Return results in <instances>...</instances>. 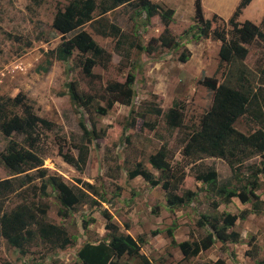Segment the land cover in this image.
Wrapping results in <instances>:
<instances>
[{
  "label": "rangeland",
  "instance_id": "374dc122",
  "mask_svg": "<svg viewBox=\"0 0 264 264\" xmlns=\"http://www.w3.org/2000/svg\"><path fill=\"white\" fill-rule=\"evenodd\" d=\"M68 1L0 0V101L4 103L7 116L22 115L24 106L30 105L37 116L52 123L50 129H39L40 139L37 144L48 175H59L68 185H75L77 179L91 183L105 201L92 195L99 201L97 207L88 202L82 203L69 216L62 217L58 214L60 203L54 189L49 185L48 195L42 196L39 191L40 181L35 180L20 190V194L10 195L5 202L6 209L21 202L23 196L29 203H47L49 208L46 220L64 226L73 243L64 249L53 248L36 236L27 247L28 252L22 254L0 235V264H79L75 254L78 247L85 241L97 242L106 235L105 218L101 214L104 209L108 210L120 232H128L135 238L147 234L141 252L153 264H177L182 260V254L178 247L169 244L165 233L167 227L175 223L174 236L178 242L188 239L190 232L198 237L205 232V228L196 225L201 214H239L249 209L250 203H241L238 198H231L228 203H220L216 210L212 208L211 202L218 200V197L195 179V169L214 167L219 181L226 182L232 177L231 170L221 158L207 157L186 166V177L179 194L182 190L191 189L197 195L190 204L173 211L167 208L164 190L159 185L151 186L141 177L129 179L127 171L136 161L141 160L156 177L161 176L160 171L148 162V156L162 144L173 154V162L188 163L181 154V131L168 127L162 117L151 113L149 104L164 111L174 100H178L184 105V123H198L202 113L210 107L213 95L211 90L199 83V79L209 76L217 78L219 82L226 80L227 64L220 63L218 56L220 41L209 37L195 39L190 36L193 31L183 36L185 30L193 24L194 0H152L175 11L169 27L181 45L176 49L159 47L153 53L130 48V42L146 46L151 37L161 33L163 25L159 16L147 19L143 12H138V8L119 6L105 17L115 23L126 37L120 49L115 48L114 38L97 34L92 24L84 26L96 42L111 54L105 66L98 63L93 67L95 76L89 78L82 71V56L77 50L66 62L49 58L51 63L46 66L44 53L54 49L61 36L52 28L53 16L56 9L62 8ZM100 1L96 0V3ZM238 1L202 0L204 16L209 18L213 13L218 14L227 38L230 36V26L226 23ZM263 8L264 0H253L243 10L239 20L247 19L245 22L248 21L252 27L258 24L259 30L264 33V25L259 21ZM97 15L98 10L94 13L95 18ZM256 41L257 46L246 45L250 52L243 63L247 79L255 86L258 83L256 69L264 53V42L258 38ZM184 49L190 55L186 62H181L179 55ZM43 67L47 71H43ZM129 73L135 77V95L131 105L115 103L105 115L95 114L94 107L104 105L101 95L106 83L123 82ZM71 80L76 81L83 92L95 95L89 111L70 100L66 83ZM17 95L21 100H16ZM131 110L132 116L139 112L146 121H156V128H143L140 117L130 126ZM80 117L88 128L92 118L96 122L97 131L104 134L88 144L89 156L83 171L66 163L60 154L70 152L77 155L74 145L81 141ZM234 125L242 132H248L253 126L245 115L239 117ZM12 137L22 143V135ZM10 138L0 131V153L5 151ZM9 176L15 175L0 158V178ZM231 181L235 183L233 179ZM260 181L261 187L257 194L264 201V179ZM126 224L128 229L125 228ZM155 229L160 233L150 235V231ZM234 229L240 233L239 242L227 243L226 250H222L217 242L207 252L182 263H201L222 258L227 264L232 261L234 264H258L257 261L264 258V214L248 213L244 219H237ZM250 237L255 238V248L248 244ZM248 252L254 253L255 257L248 255ZM127 261L130 264L139 262L134 257L127 258Z\"/></svg>",
  "mask_w": 264,
  "mask_h": 264
},
{
  "label": "trees",
  "instance_id": "16d2710c",
  "mask_svg": "<svg viewBox=\"0 0 264 264\" xmlns=\"http://www.w3.org/2000/svg\"><path fill=\"white\" fill-rule=\"evenodd\" d=\"M250 1L240 0L228 18L230 36L227 38V33L223 29L224 26L219 23L218 16L213 14L210 18H205L202 0H194L193 24L185 30L183 36L193 31L190 36L195 39L209 37L221 41L218 56L220 63L227 64L226 80L219 82L217 78L209 76H202L199 79V83L211 90L213 95L210 107L202 113L198 123L194 125L184 123V105L178 100H174L164 111L156 105L149 104L148 109L151 113L162 117L168 127L181 131V154L188 163L173 162V154L166 145L162 144L148 156V162L160 171L161 176L156 177L141 160L136 161L127 171L129 179L139 176L151 186L159 185L164 190L167 208L173 211L190 204L197 195L191 189L182 190L179 194L186 177V166L194 165L207 157L221 158L231 170L232 177L226 182L219 181L214 167L208 166L204 170L195 169V179L218 197V200L211 202L212 208L216 210L220 203H228L231 198H238L241 203H250V208L242 210L239 214L229 212L201 214L196 225L198 228H205V232L198 237L190 232L188 239L178 242L174 237L175 223L167 227L165 233L169 238V244L178 247L182 254V260L177 264H183L182 261L207 252L217 242L220 243L222 250H226L227 243H237L241 240L240 233L234 229L238 218L244 219L248 213L264 214V201L257 194V190L261 187L260 180L264 179V53L256 69L258 71L256 86L247 79V72L243 66L250 52L248 46H257V38L264 42V33L257 25L252 27L248 21L240 23L238 20L243 8ZM121 5L138 8V12H143L147 19L159 16L163 25L161 33L157 37H151L146 46L130 42L128 43L130 48L144 49L148 53H153L159 47L176 49L181 45L179 39L172 35L169 27L174 10L164 8L152 0H101L99 4L96 0H69L62 8L58 7L53 16L52 28L61 36L57 46L44 53L46 66L51 63L49 58L66 62L77 50L82 56L80 64L83 73L93 78L95 76L92 72L93 67L98 63L104 65L109 62L111 54L96 42L84 26L92 24L97 34L114 38L115 48L120 49L126 37L121 29L109 21L105 15ZM96 10H98L97 18L94 16ZM261 24L264 25V17ZM189 55L190 52L184 49L179 55V61L186 62ZM42 70L47 71V68L43 67ZM134 81V75L129 73L123 82H107L101 95L104 105H96L93 109L94 113L105 115L115 103L131 105L135 95ZM66 88L74 104L82 106L87 111L91 109L95 95L83 92L74 80L67 82ZM152 96L155 97V95ZM16 98L21 100L19 95ZM130 114V126L135 124L137 117H140L143 128L149 130L156 128V121H146L139 112L132 116L133 110ZM244 115L253 125L248 132H242L234 125L237 119ZM51 126H53L52 123L37 116L30 105L24 106L22 115L7 116L4 103L0 101V131L6 137H11L5 151L0 153V158L15 175L0 178V235L22 254L28 252L27 247L36 236L50 247L60 249L71 245L73 240L64 226L46 220L49 208L47 203H29L23 196L21 202L7 210L5 202L10 195L17 194L39 179V191L42 196L48 195L49 185L56 192L60 203L58 214L62 217L69 216L82 203L88 202L97 207L99 201L92 195L105 201L91 183L77 179L75 185H68L59 175L47 174V169L43 167V158L38 153L37 144L40 139L39 129L41 127L50 129ZM79 127L82 131L81 141L74 145L77 155L74 156L70 152L60 154L66 163L74 166L78 171H83L89 156L88 144L104 134L97 131L96 122L92 118L88 128L80 117ZM18 134L23 136L22 143L12 137ZM155 208L157 209V206ZM101 214L105 218L106 235L97 242L85 241L78 247L75 254L79 264H130L127 261L129 257L137 258L138 264H153L140 251L142 245L146 243L147 234L143 233L136 238L130 234H124L112 221L107 209L101 210ZM125 226L128 229V225ZM159 233L158 229L150 231L152 236ZM254 239L250 237L248 241L252 248H255ZM247 254L255 257L254 253ZM257 263L264 264V258L259 259ZM5 264L12 263L5 262ZM187 264L227 263L224 259L217 258L212 261ZM230 264H234V261Z\"/></svg>",
  "mask_w": 264,
  "mask_h": 264
},
{
  "label": "crops",
  "instance_id": "0c3cea01",
  "mask_svg": "<svg viewBox=\"0 0 264 264\" xmlns=\"http://www.w3.org/2000/svg\"><path fill=\"white\" fill-rule=\"evenodd\" d=\"M239 1H240V0H239ZM239 1H238V3H239ZM252 1H253V0H251V1L249 2V4H250ZM238 3H237V4H238ZM237 4H236V6H237ZM249 4H247V6H248ZM121 6H125V5H121ZM127 6H128V5H127ZM236 6H235V8H236ZM247 6H245V8H246ZM117 8H118V7H117ZM202 8H203V7H202ZM235 8H234V10H235ZM245 8H243V10H244ZM115 9H116V8H115ZM171 9H172V8H171ZM113 10H114V9H113ZM113 10H112V11H113ZM234 10H233V11H234ZM243 10H242V13H243ZM109 12H110V11H109ZM174 12H175V11H174ZM263 12H264V8L262 9V13L260 14V15H261V16H260L261 18H259V21H260V22L262 21V18L264 17V15H263L264 13H263ZM232 13H233V12H232ZM242 13H241V14H242ZM173 14H174V13H173ZM203 14H204V12H203ZM213 14H216V13H213ZM213 14H212V15H213ZM241 14H240V16H241ZM193 15H194V14H193ZM212 15H211V16H212ZM216 15L218 16V14H216ZM231 15H232V14H231ZM231 15H230V16H231ZM230 16H229V17H230ZM240 16H239V17H240ZM204 17H205V16H204ZM205 18H206V17H205ZM209 18H210V17H209ZM238 20H239V18H238ZM245 20H247V19H245ZM245 20H243V21H240V20H239V22L242 23V22H244ZM256 21H257V20H256ZM226 24H227V23H226ZM256 25L259 27L258 24H256ZM169 26H170V25H169ZM219 41H220V40H219ZM220 44H221V41H220ZM138 177H139V176H138ZM135 178H136V177H135ZM122 233H124V234H130V233H128V232H122ZM130 235H131V234H130ZM132 236H133V235H132ZM174 237H175V236H174ZM140 251H141V250H140ZM141 253H142V252H141Z\"/></svg>",
  "mask_w": 264,
  "mask_h": 264
}]
</instances>
